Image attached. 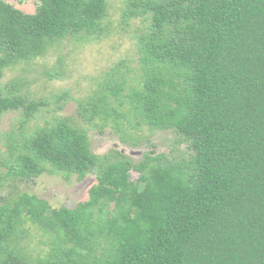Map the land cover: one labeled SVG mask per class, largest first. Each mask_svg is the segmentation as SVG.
Listing matches in <instances>:
<instances>
[{"label": "trees", "instance_id": "1", "mask_svg": "<svg viewBox=\"0 0 264 264\" xmlns=\"http://www.w3.org/2000/svg\"><path fill=\"white\" fill-rule=\"evenodd\" d=\"M107 13V0H39L35 14L0 0V76L68 38L96 36ZM136 18L150 26L128 115L176 132L189 163L96 156L66 121L38 130L14 176L50 167L96 184L75 209L28 194L0 204V264H264V0H128L123 23ZM124 90L105 88L116 100ZM43 105L0 88V118L22 109L29 121ZM80 113L108 120L118 109L100 95ZM28 225L47 237L44 257L26 252Z\"/></svg>", "mask_w": 264, "mask_h": 264}, {"label": "rangeland", "instance_id": "2", "mask_svg": "<svg viewBox=\"0 0 264 264\" xmlns=\"http://www.w3.org/2000/svg\"><path fill=\"white\" fill-rule=\"evenodd\" d=\"M25 14H35L39 0H2ZM108 13L101 23V32L82 40L68 38L56 44L46 55L7 68L0 76V88L25 97L27 102L44 104L34 118L26 121L22 109L9 111L0 118V204L14 201L23 194L47 201L52 208L75 209L88 200L89 189L96 177L79 180L76 175L46 172L33 179L14 176L11 167H18L21 145L38 130L59 121L87 133L90 151L96 156L122 153L133 165L149 158L161 157L178 164H188L190 152L182 138L172 130H150L137 126L128 115V95L143 80L139 62L138 41L147 32L145 18L123 23L122 14L128 0H107ZM125 82L124 92L117 98L105 91L112 83ZM107 96L118 109L108 120L104 117L86 120L81 105L92 98ZM132 172L131 179H138ZM26 248L34 258L47 252L50 245L34 226ZM29 240V239H28Z\"/></svg>", "mask_w": 264, "mask_h": 264}]
</instances>
